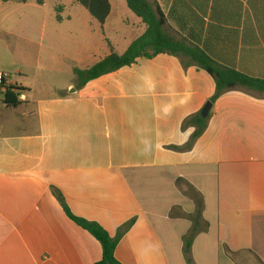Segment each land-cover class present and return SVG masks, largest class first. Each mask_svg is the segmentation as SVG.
Masks as SVG:
<instances>
[{"label": "crops", "instance_id": "obj_1", "mask_svg": "<svg viewBox=\"0 0 264 264\" xmlns=\"http://www.w3.org/2000/svg\"><path fill=\"white\" fill-rule=\"evenodd\" d=\"M150 1L171 13L173 37L264 80V0H171L168 7ZM34 3L0 2V11ZM110 3L105 25L97 21L100 38L83 23L61 31L72 19L63 18L68 5L57 0L60 21L56 17L52 28L76 50L50 68L75 75L111 48L123 55L145 34L127 2ZM26 25L44 38L52 30L40 16ZM2 27L4 44L13 48L6 18ZM40 53L36 69L42 68ZM0 74L9 76V87L24 90L18 108L0 103V264L102 260L101 244L67 216L59 194L74 215L98 223L112 238L133 222L115 252L121 264H188L185 246L195 229L194 264H243L248 256L264 264V93H224L194 147L178 150L195 132L185 122L217 92L207 71L187 68L179 57L141 58L74 95L51 86L56 94L39 98L9 73ZM72 83L78 87L77 76ZM5 91L1 87L0 99Z\"/></svg>", "mask_w": 264, "mask_h": 264}, {"label": "trees", "instance_id": "obj_2", "mask_svg": "<svg viewBox=\"0 0 264 264\" xmlns=\"http://www.w3.org/2000/svg\"><path fill=\"white\" fill-rule=\"evenodd\" d=\"M29 0H0L1 3L18 2L26 3ZM40 6H43L46 0H35ZM81 4L89 14L103 27L107 22L112 10L110 0H76ZM166 7L170 5L171 0H161ZM129 9L139 17L147 30L143 36L135 40L129 49L119 55L111 48V53L103 60L97 62L91 68L86 70L75 69L78 88H82L88 82L98 79L104 75L116 72L124 67H131L141 58L153 59L161 54H167L179 57L185 67L196 66L199 69L207 71L215 80L217 92L211 99L214 104L224 93L244 88L250 91L264 93V80L254 79L236 70L226 68L215 62L204 50L190 44L186 39L178 40L172 35L170 25L171 13L167 17L159 5H155L150 0H126ZM60 21V16H57ZM2 87V86H1ZM24 90L20 87H9L1 94L0 103L9 109L18 108L22 102L20 100ZM210 116L204 119L199 112L185 122V128H195L194 134L184 148H175L178 150H191L196 141L204 134L208 127ZM199 196V195H198ZM58 200L63 206L67 216L78 226L88 231L102 246V260L96 264H121L115 257V252L121 237L132 227L133 222L125 225L118 234V237L112 238L110 234L96 222H90L74 215L65 204L61 194ZM199 218L200 215H199ZM186 241L185 253L188 264H194L190 256V249L194 233ZM233 260H236V254L229 252Z\"/></svg>", "mask_w": 264, "mask_h": 264}, {"label": "rangeland", "instance_id": "obj_3", "mask_svg": "<svg viewBox=\"0 0 264 264\" xmlns=\"http://www.w3.org/2000/svg\"><path fill=\"white\" fill-rule=\"evenodd\" d=\"M62 1L68 7L66 12L61 15L64 19L71 17L72 22L67 21L61 27V31H65L68 27L80 29L83 23L88 27L93 26L95 34L101 38L100 27L96 28V26H99L97 21L91 17L81 4L75 2V0ZM115 1L113 0V3ZM123 1L126 5V1ZM71 3H74V5H71ZM56 6L57 0H48L46 5L42 7L35 5V7L24 8L21 5L10 4L4 6L0 11V71L9 73L13 80H17L22 85L29 87L39 98L55 95L56 91L49 89L51 86L64 87L67 93L73 95L78 89L72 83L76 76L71 70L54 71V68H50L55 67L54 65L58 58L64 59V57L73 54L76 50L73 42L59 40L60 30H53L52 28L53 26H58L56 17L60 13L56 10ZM37 16L44 18L51 25L50 28L52 30L46 34L45 38L40 30H35L26 25L30 21L37 19ZM5 18L9 23V31L15 34L11 37L13 48L7 47L3 42L4 38L1 30L4 28L2 23ZM89 18L90 22L87 21ZM111 37H108L109 41H111ZM23 52L26 54H23ZM38 52H41L40 63L38 64L42 67L41 69L35 68L37 67ZM48 66L49 69H46ZM20 69H24L23 77L18 75ZM10 129L13 130V128ZM243 264H260V262L248 256V258L243 260Z\"/></svg>", "mask_w": 264, "mask_h": 264}, {"label": "built area", "instance_id": "obj_4", "mask_svg": "<svg viewBox=\"0 0 264 264\" xmlns=\"http://www.w3.org/2000/svg\"><path fill=\"white\" fill-rule=\"evenodd\" d=\"M11 85V81L9 79V76L6 74H0V86L7 89Z\"/></svg>", "mask_w": 264, "mask_h": 264}, {"label": "water", "instance_id": "obj_5", "mask_svg": "<svg viewBox=\"0 0 264 264\" xmlns=\"http://www.w3.org/2000/svg\"><path fill=\"white\" fill-rule=\"evenodd\" d=\"M212 108L213 104L211 102L207 103L206 106L203 108L201 115L204 119H207L209 117Z\"/></svg>", "mask_w": 264, "mask_h": 264}]
</instances>
